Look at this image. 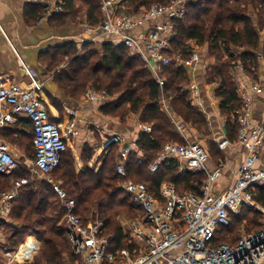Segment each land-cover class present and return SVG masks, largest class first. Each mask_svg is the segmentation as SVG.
Returning <instances> with one entry per match:
<instances>
[{
  "label": "trees",
  "instance_id": "obj_1",
  "mask_svg": "<svg viewBox=\"0 0 264 264\" xmlns=\"http://www.w3.org/2000/svg\"><path fill=\"white\" fill-rule=\"evenodd\" d=\"M169 2L125 0L127 7L135 13L155 4L167 5ZM83 4L86 5V14L82 16L87 17L90 26H99L102 21L101 0H83ZM64 8L67 14L64 12L58 14L60 17L54 16L64 22L62 25L69 13L77 18L81 11L75 0H65ZM186 8V16L175 21V38L166 52L168 61L161 65L162 84L154 78L141 58L132 56L126 47L113 42H105L101 46L85 43L81 48L70 43L58 54H52L47 62L46 72H55V86L69 99L81 101L88 88L105 91L112 99L100 109L103 115L124 122L133 113L141 123L152 125V132L142 133L136 144L144 154V162L140 164V158L133 153L127 171L128 178L146 183L156 197H159L163 183L173 184L179 194H200L206 180L204 173L180 172L175 160L162 163L155 173L149 170L167 143H184L164 110V102L172 115L185 125L202 128L207 124L187 89L188 73L177 61H189L196 47L207 48L208 57L214 64L207 69L206 79L209 84L217 86L216 97L220 101L221 115L226 120L227 137L236 143L239 131L237 115L242 109V102L234 71L238 65H242L246 75L257 80L260 62L264 59V0H196L189 2ZM43 9L36 7L38 16ZM65 61L67 67L57 72ZM51 101L60 107L56 100ZM20 120L16 125L21 128L23 124L27 131H31L30 145L35 152L32 124L29 120V123ZM17 131L5 129L3 138L11 140L15 135L23 134V130ZM117 151L118 146H112L107 154L102 155L101 167L92 168L89 163L94 151L90 145H86L81 155L86 170L78 172L76 159L71 148H68L62 155L60 166L51 174L55 184H59L69 197L76 200L77 214L85 223L96 218L104 222V235L114 237V250L132 248L118 217L122 214L131 220L144 217L143 211L120 188L124 180L116 173ZM28 170L20 162L13 176L0 175L2 194L11 191L15 180L28 177ZM253 199L264 208V186L254 190ZM64 215L65 210L52 184L33 181L24 186L13 202L9 220H0L4 231L13 232L7 238L10 245L7 251L17 252L27 237L33 236L42 244L36 264L75 263L76 257L71 252L66 228L61 223ZM262 218L260 212L244 208L239 216L231 218L229 227L219 230L215 243L235 245L237 227L244 223L247 234L257 232L262 227ZM223 234H231L232 243L222 242L226 241Z\"/></svg>",
  "mask_w": 264,
  "mask_h": 264
},
{
  "label": "built area",
  "instance_id": "obj_2",
  "mask_svg": "<svg viewBox=\"0 0 264 264\" xmlns=\"http://www.w3.org/2000/svg\"><path fill=\"white\" fill-rule=\"evenodd\" d=\"M25 1L42 6L46 15L65 11L61 1ZM193 1L196 0H170L167 5L155 4L135 13L127 7L125 0H101L102 21L97 27H85L86 42L123 45L132 56L141 58L154 78L162 84L160 69L168 61L166 52L175 38V21L186 16V6ZM146 25L148 30L140 32ZM15 54L23 75L22 81L9 75H0V175L13 176L20 167L19 159L2 138L1 132L15 126L20 119H27L33 127L36 152L30 164L31 170L41 176H51L60 166L63 153L80 137L79 112L66 109L63 119L51 118L45 82L16 50ZM189 61L190 64L199 63L200 53L195 51ZM240 72L246 75L242 65H238L234 71L238 96L242 102V109L237 115V141L233 143L225 136L218 147L225 152L237 144L245 150L246 159L235 184L223 193L215 194L213 189L222 168L209 170L210 155L199 142L167 143L149 170L155 173L162 163L175 158L183 163L184 170L206 175L201 193L179 194L173 184L163 183L159 197H156L146 183L128 178L127 164L138 149L136 143H127L119 134L105 141V152H109L112 146H118L116 173L124 180L120 188L144 213L142 219L129 222V243L132 248L114 250V237L104 235V222L96 219L85 223L77 214L76 200L69 197L52 178L48 179L65 210L61 223L66 228L69 244L76 257L75 264H264V208L253 199L254 190L264 186V125H255L252 116L253 94L263 90L254 79L251 80L250 91L239 84L237 74ZM192 96L193 99L197 98V90ZM85 98L93 103L112 99L107 92L93 88L88 90ZM163 105L176 131L184 136L185 124L172 115L165 102ZM140 130L150 134L152 125L141 123ZM143 162L140 158L139 163ZM31 182L29 177L17 179L11 191L0 197L1 221L9 218L13 202L19 197V190ZM244 208L263 214L261 229L243 234L235 245H217L215 240L219 230L229 227L231 218L239 216ZM2 234L0 226V236ZM32 238L38 245L31 257H18L28 238L17 252H10L17 263L30 264L33 260L39 241Z\"/></svg>",
  "mask_w": 264,
  "mask_h": 264
},
{
  "label": "crops",
  "instance_id": "obj_3",
  "mask_svg": "<svg viewBox=\"0 0 264 264\" xmlns=\"http://www.w3.org/2000/svg\"><path fill=\"white\" fill-rule=\"evenodd\" d=\"M53 1H61L65 4V0ZM75 4L77 8L81 10L78 14L79 17L74 18L73 15L69 13L68 16H65L68 17L65 18V24L62 25L64 22L62 23L61 19L58 20L54 18L56 15L59 16L58 14L46 15L45 9H43V13L38 16L36 7H42L40 5L31 4L25 0H0V75H9L17 81H22L23 75L21 70H19V62L15 54L16 50L30 68L37 73L41 80L44 81L48 79L53 81L55 72H46V70H48L47 62L49 57L52 54H58L60 50H63V48L70 43L77 44L78 48H81L83 44L87 43L84 37V30L86 26L90 25L87 22V17L82 16V14H86V5L83 4V0H75ZM67 13L66 11L65 14ZM148 28V25H146L139 31L143 32L148 30ZM96 45L101 46L102 43H97ZM45 46L50 47L47 48ZM196 51L200 53L201 61L199 63L190 64V61L183 62L181 59L177 62L179 65H183L188 73L189 86L187 89L190 91L191 96L194 91L197 90V98L193 99V96L191 98L193 99L195 107L205 116L207 124L202 128H198L193 124H187L185 125L186 132L184 136L177 133L184 141V144L188 141L198 142V136L200 137V144L204 146L210 155L208 164L209 170L213 171L218 167L222 168L221 176L213 187L215 194H221L235 184L238 172L245 162L246 152L237 144L225 152L221 151L218 147L219 142L227 136V131L226 120L222 117L220 112V101L216 97L217 86L209 84L206 79L207 69L211 67L214 62L208 57L207 48L196 47ZM64 67H67V61L57 69V72ZM237 76L239 84L245 86L250 91L252 79L241 72L237 74ZM256 82L262 86L263 91L253 94L252 116L255 125L262 126L264 125V59L260 62L259 77ZM89 89L90 88L87 89L86 93ZM53 90L52 95L46 92L51 118L63 119L66 109H73L79 112L78 119L81 134L80 137L74 141V144L70 146L77 162L76 169L78 172L86 170V166L81 160V155L86 145H90L94 151V156L89 163L90 167L99 168L101 167L100 160L102 155L107 154L104 150L105 141L110 139L111 136L119 134L126 139L127 143L137 144L142 134L140 130L141 122L138 116L130 113L124 122L120 119H112L103 115L100 110L109 102H89L85 98L86 93L80 102H72L57 87L56 89L53 88ZM51 99L56 100L60 107H56ZM21 120L24 123H29L27 119ZM9 129L18 130L17 132H22L19 130H23V132L27 131L26 126L23 124L21 128L15 125L9 127ZM3 132L4 130L1 132L2 138ZM16 136L17 135H15V137ZM4 140L10 145L12 152L19 161L27 162L25 155L21 153L20 148L15 143H12L9 139ZM99 141L101 145L99 144V146H97ZM134 153L137 154L139 158L144 157L143 152L139 149ZM170 160H175L179 164L180 172L184 171L182 162L175 158H171ZM117 163L118 154L116 167ZM2 195L0 187V197ZM7 220H9V218ZM120 223L129 224V219L120 220ZM12 234L13 232L8 233L3 229L0 242L5 244L6 239ZM30 237L31 238L27 237L28 239L23 244L20 251L31 253L33 252V245L37 247V241L32 238L33 236ZM18 257L23 259L21 255H18ZM5 264H7V262ZM8 264L19 263L9 261Z\"/></svg>",
  "mask_w": 264,
  "mask_h": 264
},
{
  "label": "rangeland",
  "instance_id": "obj_4",
  "mask_svg": "<svg viewBox=\"0 0 264 264\" xmlns=\"http://www.w3.org/2000/svg\"><path fill=\"white\" fill-rule=\"evenodd\" d=\"M79 17V16H77ZM20 70V68H19ZM26 79V78H25ZM27 80V79H26ZM71 100V99H70ZM72 102H75L73 100H71ZM80 102V101H79ZM90 102V101H89ZM107 117V116H106ZM112 119H118V118H112ZM31 138H32V134H31V131H26V132H23V134H20V135H17L16 137H13L10 141H12V143H15L19 148H20V151L22 154L25 155V158L27 159V162H23V165L27 166L28 167V177L33 181H36V182H39V181H47L48 182V179L50 178H54V176H41L40 174H37L36 172L32 171L31 170V162L33 161L34 159V150L33 148L31 147ZM198 139H199V143H201V140H200V137L198 136ZM97 142V141H96ZM74 144V142L72 143ZM100 144V141L98 143L97 146H99ZM101 145V144H100ZM72 150V149H71ZM118 154V152H117ZM117 157V156H116ZM219 158V157H218ZM117 161V158L115 160V162ZM21 162V161H20ZM54 180V179H53ZM262 214V213H261ZM263 216V214H262ZM96 218V217H95ZM97 219V218H96ZM125 219H129V222H130V218L126 215V214H122L121 216L118 217V222H120V220H125ZM93 219H90L89 221H92ZM263 220V218L261 219V221ZM120 225L122 226L123 230H124V233L129 237V234H130V224H124V223H120ZM247 231V228H246V225L243 223L241 225H239L236 229V240L235 242H237V240L243 235L245 234ZM225 234H223L222 236H224ZM229 238V240H228ZM225 240H222V242L224 243H232L231 240H232V235L231 234H226L225 235ZM36 242V241H35ZM10 245L7 244V239H6V243L5 244H2L0 242V258H1V261H0V264H5L7 262V264L9 263V261H12V262H17L13 256L14 254L13 253H9L7 252V247H9ZM34 248H36L35 245H33ZM41 247H42V244L39 242V247H38V250L37 252L35 253L34 257H33V260L31 261L30 264H36V258L38 256V254L40 253V250H41ZM71 248V246H70ZM35 251V249H34ZM33 251V252H34ZM33 252H31V254H33ZM71 252H72V249H71ZM75 262H76V258H75ZM75 264V263H73Z\"/></svg>",
  "mask_w": 264,
  "mask_h": 264
},
{
  "label": "water",
  "instance_id": "obj_5",
  "mask_svg": "<svg viewBox=\"0 0 264 264\" xmlns=\"http://www.w3.org/2000/svg\"><path fill=\"white\" fill-rule=\"evenodd\" d=\"M87 35L85 34V36L84 37H86ZM45 47H50V46H45ZM44 82H45V90H46V92L49 94V95H52V93H53V88H55L56 89V86H55V84H54V82L53 81H50V80H48V79H45L44 80Z\"/></svg>",
  "mask_w": 264,
  "mask_h": 264
},
{
  "label": "bare ground",
  "instance_id": "obj_6",
  "mask_svg": "<svg viewBox=\"0 0 264 264\" xmlns=\"http://www.w3.org/2000/svg\"><path fill=\"white\" fill-rule=\"evenodd\" d=\"M19 255L23 256V259L32 256L31 253H29V252H25V251H20V252H19Z\"/></svg>",
  "mask_w": 264,
  "mask_h": 264
}]
</instances>
